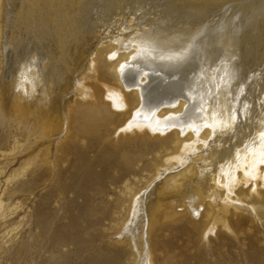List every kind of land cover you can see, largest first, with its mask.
Masks as SVG:
<instances>
[{
    "label": "bare ground",
    "instance_id": "obj_1",
    "mask_svg": "<svg viewBox=\"0 0 264 264\" xmlns=\"http://www.w3.org/2000/svg\"><path fill=\"white\" fill-rule=\"evenodd\" d=\"M122 1L115 2L116 15ZM105 2L95 0L94 6L102 9ZM85 6L80 15L69 0H0L1 113L13 146L23 144L22 136L32 148L25 166L39 157L58 177L75 154L81 173L57 188L62 194L78 187L86 199L87 188H97L96 197L126 180L98 223L104 227L100 236L116 224L108 243L121 244L117 255L131 256L130 264H166L160 231L170 219L187 222L188 242L198 236L195 249L207 256L217 253L219 228L233 237L243 221L264 226V0H167L138 16L132 5L122 18L113 17L116 26L89 20ZM147 41L165 50L189 43L193 49L178 64L154 59L155 53L133 59ZM74 42L82 50L80 69L65 63ZM164 136L174 138L172 150L156 161L144 186H129L128 176L145 166L141 155L116 149L147 139L155 140V149ZM127 192L128 212L118 221ZM2 208L0 196V214ZM79 220L61 227L62 244H73L72 264H122L107 244L100 248L95 235L86 236L93 222L81 226ZM62 257L71 264L70 255Z\"/></svg>",
    "mask_w": 264,
    "mask_h": 264
},
{
    "label": "rangeland",
    "instance_id": "obj_2",
    "mask_svg": "<svg viewBox=\"0 0 264 264\" xmlns=\"http://www.w3.org/2000/svg\"><path fill=\"white\" fill-rule=\"evenodd\" d=\"M73 1L74 4H77V8L80 6L85 8V5L90 6L88 9V13L90 10V13L88 14L89 20L97 22L96 24L103 23V26L107 25V23L109 26L114 25V21L112 20L118 10H115L114 6H117L118 3L115 2L119 0H108L110 3H108L106 0L102 9H98L97 6H94L95 0H77L84 5L79 4V2H76V0H69L70 6H74ZM166 1L167 0H149L148 2L147 0H123L121 2L123 3L121 5L122 7L119 6L122 11L119 12L116 17L122 18L123 13L127 12L126 10L130 9V7L132 5L134 6V4L135 6H132L130 11L137 12L138 16L150 6L153 7L157 5L155 7H158L161 5V3ZM87 2L88 4H86ZM90 2L93 3L91 4ZM107 6L109 8H107ZM83 9L80 10L79 8L77 12L80 15H85L87 9L86 12L83 11ZM112 9H114V12ZM91 10L95 11L92 12ZM104 10H109L110 12L107 13V11ZM120 13L121 15L118 16ZM95 16H98V18ZM102 17L104 18L102 19ZM97 19L98 21L100 20V23L97 21ZM109 19L112 22H109ZM255 24L256 22L253 23V25ZM1 27L2 26H0V73L3 69L4 58L2 51L3 49L1 46ZM74 45L75 42L70 44V50L67 49L68 52H71L72 50L73 51L69 54L68 52L66 53L65 59L67 58V55L68 58L66 59L65 63L77 65L73 67L80 69V63L78 64V62H80V58H82V52H80L82 50L79 49L77 46L79 44L76 43V47L79 50V53H77L78 50L76 47H74ZM57 92L60 94L59 90ZM1 108L2 103H0V196L3 200V208L2 213L0 214V264H65L63 261L64 259H62V256L65 255H70V262L72 264V261H76L75 256L72 255L73 251H71L73 250V244H62L61 227L67 225L68 221L70 224L73 217L77 220L80 219V225L81 223L83 224L81 226L87 225L88 222H93V224L91 223L87 226V229L89 230L86 229L88 231L86 236L89 234L95 235L97 240H95V244H97L100 248H104L105 244H107V251H112L111 254L114 253L112 255L118 256L117 252L121 248V244H117L114 241L112 243H108V238L111 236V234L115 235L114 232L116 230V224L113 223V229L111 228L108 230L111 234L109 233L108 235L105 234L104 236H100L101 232L104 230V227L101 223H98V218L101 216V210H112L114 208L113 204L116 200V191L119 190V187L122 186L126 180L113 185H111L108 181V187L109 184L113 186L114 192H109L108 194H97L96 197L92 195L95 194L97 188H87L86 192L91 196V199H86L85 197L79 195L78 192H76V190L79 188H76L75 186L74 188L63 192L64 194H60L61 192L57 188V183H61V188L65 184H73V176L79 175L81 173L76 166L77 161L75 154L69 155L68 161L63 163L62 168L60 162L59 168H61V175L58 177L50 172L49 169H46L44 165H41L42 161L39 157L37 158L38 161L30 162L29 165L27 164V166H25L24 163L31 153L29 150L32 148L27 147L28 142L25 141L22 136H19V139L24 142L19 141L18 145L23 143V146H13L14 141L9 134V128L4 123L5 121L1 113ZM154 141L155 140L147 139L141 142L142 145H138L137 142H125L116 149L119 154L127 151L130 152V150H132L130 154L141 155L142 161L140 164H144L145 166L143 171H139L137 174L132 173L130 176H128L132 182L131 183L129 181V186L133 187L134 189L144 186L143 183H146L147 178L149 179L155 171L156 161L161 159V155L163 153L172 150L173 146L175 145V140L172 138V136H164L159 143L156 141L158 146L155 149L151 146V142ZM143 142H146L147 146H144ZM95 154L96 152L90 153L91 156ZM95 167L97 170H100L101 168L98 166V164H96ZM113 172H116L117 174L120 173L121 167H117ZM5 188L6 190L3 194ZM57 193L60 196L57 195ZM123 198L124 202L123 206H121L119 209L120 218L118 217V221H120L128 212L130 194L128 192L124 193ZM81 205H84L85 211H81L79 208ZM62 221L64 222L62 223ZM169 221H171L169 222V225L165 226L163 230L160 231L161 238L167 241L166 252L164 253V255H166L168 258L166 264H264V226L260 223H257L256 221H243L240 229L235 235L236 237L234 235L231 237V234H227L225 228H219L217 234V253L215 252L209 256L205 255L201 248L197 247L195 249L193 241H196L198 236H192L193 238L191 237V241L188 242V233L190 232L191 227L187 222L172 221L171 219ZM72 228L69 230H71V234L74 235L75 229ZM221 229L224 233L220 232L222 231ZM220 233H222V236ZM224 234L226 235L223 236ZM219 236H221V238ZM159 252H157V254L159 257H161L163 253ZM248 256H250V258L252 257V259L247 258ZM119 259L121 260L122 264H130L132 261L130 260L132 259L131 256L129 259L126 258V256H120Z\"/></svg>",
    "mask_w": 264,
    "mask_h": 264
},
{
    "label": "snow or ice",
    "instance_id": "obj_3",
    "mask_svg": "<svg viewBox=\"0 0 264 264\" xmlns=\"http://www.w3.org/2000/svg\"><path fill=\"white\" fill-rule=\"evenodd\" d=\"M193 45L189 43L188 45L179 49V51L165 50L163 47H157L155 43L147 41L141 45L138 51L134 54L133 59L137 57H149L155 53L154 59L168 61L169 63H181L186 60L189 55H191ZM125 66L121 65V69ZM191 98V97H190ZM246 107V106H245ZM242 112V110H241ZM212 120L215 122L216 114L212 113ZM237 119L236 112L233 110L231 120L235 121ZM224 127H227L225 122H221ZM261 137H264V132L259 134ZM264 156V153L261 154ZM264 163V160L261 161Z\"/></svg>",
    "mask_w": 264,
    "mask_h": 264
}]
</instances>
